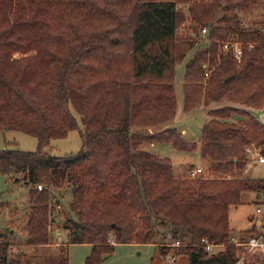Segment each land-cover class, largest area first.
<instances>
[{"label": "trees", "instance_id": "obj_1", "mask_svg": "<svg viewBox=\"0 0 264 264\" xmlns=\"http://www.w3.org/2000/svg\"><path fill=\"white\" fill-rule=\"evenodd\" d=\"M256 2L0 0V129L37 138L34 150L0 149V173L28 192L24 242L1 230L0 264H72L67 246L83 242L92 246L85 263H98L116 243L152 242L157 220L169 226L158 242L161 252L170 250L162 244L170 231L182 242L173 251L188 264L235 259L229 208L244 190L264 194V177L236 175L251 146L264 154V122L246 109L264 104V21L244 29L237 13ZM188 19L207 26L209 39L183 73V110L203 104L208 116L197 140L175 125L143 130L176 114L175 66L193 45L178 29ZM232 36L243 43L239 59L218 50ZM74 111L82 144L58 154L50 141L78 127ZM143 142L198 147L213 173L191 176L192 166L178 177L171 158L141 148ZM66 184L71 199L60 212L55 191ZM53 222L64 231L59 244ZM254 230L252 224L240 233ZM201 238L224 244V251H206Z\"/></svg>", "mask_w": 264, "mask_h": 264}, {"label": "rangeland", "instance_id": "obj_2", "mask_svg": "<svg viewBox=\"0 0 264 264\" xmlns=\"http://www.w3.org/2000/svg\"><path fill=\"white\" fill-rule=\"evenodd\" d=\"M187 13L185 5H181ZM238 19L244 29H253L259 27L264 21V4L256 2L249 8H242L237 10ZM191 20H186L178 29L179 35H189L193 39V45L187 51L180 63L175 66L174 88L176 94V114L173 119L167 123L150 128H144L145 132L157 130L164 126L175 125L182 132L185 138L189 140H197L200 135V129L206 121V109L203 104L195 109L185 112L183 110V73L185 64L189 58L198 50L208 47L209 39L207 34L201 33V30ZM208 66V63H206ZM204 65V64H203ZM210 72V71H209ZM209 75V73H208ZM204 80L207 75L204 74ZM224 102L213 104L212 106L223 105ZM264 108V104L260 107ZM78 120V127L69 131L64 137L52 138L49 147L58 154L76 152L82 144V123L78 114L74 111ZM235 115V114H234ZM259 119V118H258ZM228 120H235L228 118ZM264 122V119H259ZM17 146L25 150H34L37 146V138L21 130L15 129H0V149L3 147ZM140 147L148 151L157 153L161 156H168L173 163L174 174L181 177L188 172L189 167H201V174H212L207 170L208 163L201 158L199 148L190 151H181L171 147L166 142H143ZM256 151L258 148L251 146L247 151V161L242 169L238 170V174L243 177H264V163L256 159ZM206 175V174H205ZM61 203L58 204L60 212H67L68 201L71 199L70 185H64L61 189L55 191ZM241 202L235 206H231L228 211L230 228L233 230V235L239 234L240 230L248 229L259 219L264 216V194L253 190H244L240 196ZM259 205L261 213L256 211ZM28 211V192L27 186L23 182H12L5 174L0 173V231L10 230V238L15 243L24 242L26 236L25 221ZM258 221V220H257ZM56 223L51 224V234L58 238ZM156 234L152 242L138 243V242H121L114 245V250L107 257L98 263L94 264H166L170 252H161L160 244L162 233L169 228V226L157 221H154ZM233 227V228H232ZM239 230V231H238ZM238 231V232H237ZM241 235V234H240ZM164 241V240H163ZM23 244V243H22ZM91 244L89 243H70L67 246L68 259L72 264H86L85 259L91 252ZM56 249V247H53ZM222 247H216L218 250ZM15 249V247H14ZM27 249V248H26ZM32 251L31 249H27ZM171 251V250H170ZM252 264H264V250L256 251L251 256ZM250 259V260H251ZM33 261L40 260L33 257ZM178 262L189 261L187 256L179 255L176 259ZM249 261V263H251Z\"/></svg>", "mask_w": 264, "mask_h": 264}, {"label": "built area", "instance_id": "obj_3", "mask_svg": "<svg viewBox=\"0 0 264 264\" xmlns=\"http://www.w3.org/2000/svg\"><path fill=\"white\" fill-rule=\"evenodd\" d=\"M260 1L264 3V0H260ZM200 30H201V33L207 34L208 27L202 26ZM218 47H219L218 50L221 53L223 54L231 53L233 56H235L238 59L240 58L242 51H243V43L233 36L227 38L226 40L219 42ZM203 68H204V74L208 75L209 69H208L207 64H204ZM255 153L257 154L255 156L256 159L259 162L264 163V154L260 153L259 151H256ZM201 170L202 169L200 166H196L189 171V174L191 176H195L196 174L201 173ZM36 187L38 189H41L42 185L37 184ZM256 211L261 213V208L259 207V205H257ZM261 216L262 217L260 219H259L260 215L257 217L256 222L258 223H254L255 230L252 233L248 235L241 234L239 236L233 235L230 238V242L233 243L236 247V256H235V259L228 264H243L246 256L249 253L255 250L264 249V216L263 215ZM162 244L169 246L171 250V251L170 250L168 251L170 252V255L168 257L166 264H188V262H185V261L178 262L176 260L177 257L181 254L175 253L173 251V248L181 245L182 242L179 238L172 237L170 231L166 232L165 239L162 242ZM200 244L208 252H216L217 250L216 251L214 250L216 247L225 246L222 243L211 242L207 238H201Z\"/></svg>", "mask_w": 264, "mask_h": 264}, {"label": "crops", "instance_id": "obj_4", "mask_svg": "<svg viewBox=\"0 0 264 264\" xmlns=\"http://www.w3.org/2000/svg\"><path fill=\"white\" fill-rule=\"evenodd\" d=\"M213 104H215V103H211V106L213 105ZM246 109H248L250 112H252L253 113V115H255L257 118H259V119H264V108H253V107H246ZM207 117L208 116H206L205 115V118L207 119ZM231 118H236L235 116H232ZM182 132L184 131V133L186 132V130L185 129H182L181 130ZM151 145H152V143H151ZM195 166H198V164H196ZM236 175L237 176H240L239 174H238V171L236 172ZM240 177H243V176H240ZM230 225V224H229ZM233 228V227H232ZM234 230V229H233ZM239 231V230H238ZM237 231V232H238ZM57 233H58V238H57V243L56 244H59L63 239H64V231H62V230H59V229H57ZM241 233H239V234H236V236H239ZM56 244H54V245H56ZM54 245H51V248H53L54 247ZM224 249H225V247H222V248H219L217 251H224Z\"/></svg>", "mask_w": 264, "mask_h": 264}]
</instances>
